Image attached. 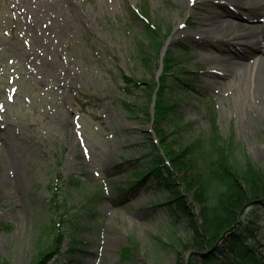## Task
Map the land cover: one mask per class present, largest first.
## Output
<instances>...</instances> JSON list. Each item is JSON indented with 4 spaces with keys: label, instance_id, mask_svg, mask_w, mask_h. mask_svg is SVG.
<instances>
[{
    "label": "rangeland",
    "instance_id": "374dc122",
    "mask_svg": "<svg viewBox=\"0 0 264 264\" xmlns=\"http://www.w3.org/2000/svg\"><path fill=\"white\" fill-rule=\"evenodd\" d=\"M219 2L239 13L232 0H0V264H35L54 221L65 237L63 259L49 264H176L161 242L190 239L187 220L171 216L169 194L149 171L156 113L142 80L160 78L162 56L134 11L147 9L168 35L164 52L176 56L168 78L178 106L159 120L168 145L181 151L210 139L214 118L238 155L264 167V113L239 88L237 63L247 59L232 58L227 69L226 48L216 66L199 40ZM256 7L242 15L256 14L253 23L264 28ZM213 71L223 75L206 77ZM123 75L140 84L127 87ZM126 103L144 111L133 115ZM73 221L81 227L70 237ZM255 236V259L264 264V214ZM179 250L188 264L191 253Z\"/></svg>",
    "mask_w": 264,
    "mask_h": 264
},
{
    "label": "trees",
    "instance_id": "16d2710c",
    "mask_svg": "<svg viewBox=\"0 0 264 264\" xmlns=\"http://www.w3.org/2000/svg\"><path fill=\"white\" fill-rule=\"evenodd\" d=\"M133 13L146 22L150 49L161 58L168 35L162 36V26L152 22L147 9ZM143 55L140 60L149 61L150 56L147 53ZM175 57L174 52L162 56L164 71L160 79L142 80L145 85L143 92L150 103L156 97L153 121L158 142L155 143L152 135H148L152 149L146 156L150 174L169 192V203L174 205V209H170L171 216L175 219L178 213H182L191 230L186 244L175 241L161 244L174 249L176 264H184L179 247L191 252L188 264H243L245 261L262 264L255 259L256 250L252 242L256 241L255 235L260 231L264 214V167L255 164L246 154L238 155L233 140L225 141L220 136L214 118L212 137L197 138L181 151H175L168 145L166 133L161 129L160 117L175 112L179 101L170 94L174 83L168 78L170 68L175 65ZM123 79L127 87L140 84L124 75ZM125 108L136 116L144 111L143 106L135 103H126ZM147 178L146 174L138 175L131 189H136ZM69 182L79 185L76 176H70ZM73 228H78V225H73ZM47 232L46 243L38 244L40 253L35 264H49L55 256L62 258L59 249L64 236L60 225L54 221ZM129 252L124 251L125 255Z\"/></svg>",
    "mask_w": 264,
    "mask_h": 264
},
{
    "label": "bare ground",
    "instance_id": "6f19581e",
    "mask_svg": "<svg viewBox=\"0 0 264 264\" xmlns=\"http://www.w3.org/2000/svg\"><path fill=\"white\" fill-rule=\"evenodd\" d=\"M196 2V0H192ZM233 5L239 10L229 13L224 12L226 3H217L218 11H210L203 21L205 29L200 32L202 44L205 46V53L207 55V62L216 66H221V52L228 49L229 57L227 58L225 67L228 69L232 66L231 59H247V61L239 62L237 65L242 70L240 76L239 88H241V95L244 97H251L259 102V106L264 113V28L260 24L253 23L256 21V14L249 16L242 15V11L252 3L256 4L254 9L256 12L259 9L264 10L263 0H232ZM223 16L230 17L229 19L222 18ZM237 20H245L250 23L243 24ZM258 20V19H257ZM264 20V18H263ZM200 26H202L200 24ZM243 31V33H237ZM181 35L187 33L186 28L180 31ZM230 37L227 41L226 38ZM253 55V59L249 60L248 56ZM248 60L250 61L249 63ZM224 67V66H223ZM223 74L213 71L212 74H207L206 77L215 78ZM215 76V77H214ZM15 175L14 168L10 173Z\"/></svg>",
    "mask_w": 264,
    "mask_h": 264
}]
</instances>
